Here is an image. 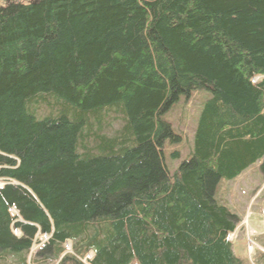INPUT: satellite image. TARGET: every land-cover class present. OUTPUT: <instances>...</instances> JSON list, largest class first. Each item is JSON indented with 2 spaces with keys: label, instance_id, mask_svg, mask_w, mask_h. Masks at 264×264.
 <instances>
[{
  "label": "trees",
  "instance_id": "1",
  "mask_svg": "<svg viewBox=\"0 0 264 264\" xmlns=\"http://www.w3.org/2000/svg\"><path fill=\"white\" fill-rule=\"evenodd\" d=\"M259 161L264 0H0V264H249L217 193Z\"/></svg>",
  "mask_w": 264,
  "mask_h": 264
},
{
  "label": "rangeland",
  "instance_id": "2",
  "mask_svg": "<svg viewBox=\"0 0 264 264\" xmlns=\"http://www.w3.org/2000/svg\"><path fill=\"white\" fill-rule=\"evenodd\" d=\"M210 96L211 93L207 89L193 91L190 98L182 97L173 109L174 112L172 110L165 116V120L173 125L174 130L183 135L184 142L177 145L183 159H187L185 156L193 141L203 104ZM168 146H170L169 143ZM166 159L172 171L176 170L183 161V159H172L170 153L166 155ZM261 163L259 161L236 180L221 186V189H224L222 198L230 203L234 210H237V214L243 216L235 231L234 249L237 244L247 252L248 246V253H250L252 243L255 242L257 245V252L251 257L246 253L249 264H264L262 261L264 256V178L259 172ZM0 184L4 185L2 181ZM44 239L48 241L49 238L45 236Z\"/></svg>",
  "mask_w": 264,
  "mask_h": 264
},
{
  "label": "crops",
  "instance_id": "3",
  "mask_svg": "<svg viewBox=\"0 0 264 264\" xmlns=\"http://www.w3.org/2000/svg\"><path fill=\"white\" fill-rule=\"evenodd\" d=\"M247 171H248V170H247ZM247 171H246V172H247ZM246 172H244V173H246ZM244 173H243V174H244ZM243 174H242V175H243ZM242 175H241V176H242ZM221 186H222V184H221L220 187H219V190H218V193H217V197H218L219 195L221 196L222 193L224 192V189H221ZM232 210H233L234 212L237 213V210H236V209L234 210V209L232 208ZM238 215H239V214H238ZM239 217H240V219H241L243 216L239 215ZM263 220H264V219H263Z\"/></svg>",
  "mask_w": 264,
  "mask_h": 264
},
{
  "label": "built area",
  "instance_id": "4",
  "mask_svg": "<svg viewBox=\"0 0 264 264\" xmlns=\"http://www.w3.org/2000/svg\"><path fill=\"white\" fill-rule=\"evenodd\" d=\"M254 243H252V247H250V253H252L254 251Z\"/></svg>",
  "mask_w": 264,
  "mask_h": 264
},
{
  "label": "bare ground",
  "instance_id": "5",
  "mask_svg": "<svg viewBox=\"0 0 264 264\" xmlns=\"http://www.w3.org/2000/svg\"><path fill=\"white\" fill-rule=\"evenodd\" d=\"M183 138V137H182ZM190 155V154H189ZM249 170V169H248ZM246 172V171H245ZM220 186V185H219Z\"/></svg>",
  "mask_w": 264,
  "mask_h": 264
}]
</instances>
